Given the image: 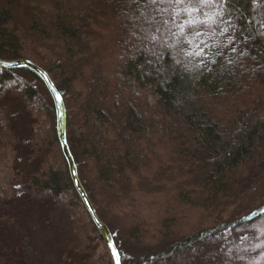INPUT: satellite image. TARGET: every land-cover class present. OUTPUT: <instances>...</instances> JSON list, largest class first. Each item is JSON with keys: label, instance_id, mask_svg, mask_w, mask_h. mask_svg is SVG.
<instances>
[{"label": "trees", "instance_id": "trees-1", "mask_svg": "<svg viewBox=\"0 0 264 264\" xmlns=\"http://www.w3.org/2000/svg\"><path fill=\"white\" fill-rule=\"evenodd\" d=\"M130 11L127 0H0V60L36 65L61 96L77 178L120 264H173L189 249L260 264L264 0H231L227 47L219 28L194 26L211 71L187 72L166 51L164 75L129 43ZM232 47L249 55L228 64ZM20 155L32 170L14 186ZM0 264H112L70 179L53 101L26 68H0Z\"/></svg>", "mask_w": 264, "mask_h": 264}, {"label": "snow or ice", "instance_id": "snow-or-ice-1", "mask_svg": "<svg viewBox=\"0 0 264 264\" xmlns=\"http://www.w3.org/2000/svg\"><path fill=\"white\" fill-rule=\"evenodd\" d=\"M127 5L131 9L129 19L132 25L129 43L135 41L133 47L136 49L146 48L152 57L147 61L148 65L160 75L166 72L161 63L166 51L172 53L174 63L187 72L211 71L208 65L215 64L216 60L205 59V48L210 45L199 39L207 33L195 25H207L213 36L217 35L216 28L220 29L219 35L228 34V44L224 47L238 39L230 12L231 0H127ZM260 27L264 29V21ZM259 34L264 35V32ZM249 39L250 36H244L242 41L246 44ZM231 51L237 55L229 59L228 64L249 55L246 48L232 47ZM219 54L213 53L214 56ZM196 57L200 59L196 61ZM113 256L116 264H120V254L114 247Z\"/></svg>", "mask_w": 264, "mask_h": 264}, {"label": "water", "instance_id": "water-1", "mask_svg": "<svg viewBox=\"0 0 264 264\" xmlns=\"http://www.w3.org/2000/svg\"><path fill=\"white\" fill-rule=\"evenodd\" d=\"M0 68L2 69H18V68H26L30 71L37 74L40 79L42 80L43 84L45 85L46 90L48 91L53 104L54 109L56 112V125H57V134L58 139L61 145V149L63 152V155L67 161L68 169H69V175L70 179L72 181V184L74 186V189L76 190L77 194L79 195L85 209L87 210L92 222L94 225L98 228L106 246L107 249L111 255L112 264H116V260L113 256V247L115 248L112 238L107 230V228L98 220L83 188L81 187V184L77 178L76 169L72 160V157L70 155V152L68 150L67 142H66V115H65V108L62 101L61 96L58 94V92L55 90L53 84L51 83L48 76L36 65L26 62V61H3L0 60ZM59 96V99L57 98ZM117 251V250H116Z\"/></svg>", "mask_w": 264, "mask_h": 264}, {"label": "rangeland", "instance_id": "rangeland-1", "mask_svg": "<svg viewBox=\"0 0 264 264\" xmlns=\"http://www.w3.org/2000/svg\"><path fill=\"white\" fill-rule=\"evenodd\" d=\"M51 163L54 166L56 165L55 162H53V161H51ZM31 170H32V168H31L30 164L24 160L22 155H20L19 158H16L15 165L12 167V170L10 173V180L12 183H14V186H16L17 184H20V181L22 179L24 180L25 174L30 172ZM33 219H34V217H33ZM30 230L34 231L35 233H38L39 231L42 230V228H39V225L36 224L35 221H33L32 226H30ZM258 233H259V235L261 234L260 232H258ZM45 236L47 237V239L45 240V237L43 236L44 242L49 241V239L52 240L51 236L48 233H46ZM261 236L259 238H261ZM32 248L33 247L30 246L28 243L24 246L25 251L28 252V254H30V255H32V253L36 252ZM198 250H199V252H198ZM198 250H197V252H198L197 255H194L193 251L189 249L183 257H179V259L174 261L173 264H198L199 260H201V259L205 263L208 262L210 264H214L216 262L218 256L212 255L209 258H207L206 256L208 253L205 250H203V249H201V250L198 249ZM54 251H55V248L53 246L45 245V247H44L45 260L48 261V258L51 257V253H54ZM232 256H233V254L229 253L228 256L225 257L226 261L224 263L225 264H245V263H241V262L239 263L237 260H233V262L231 263L230 261H232V260L229 261L228 258L232 257ZM259 263L260 264L264 263V256L261 257V260L259 261Z\"/></svg>", "mask_w": 264, "mask_h": 264}]
</instances>
